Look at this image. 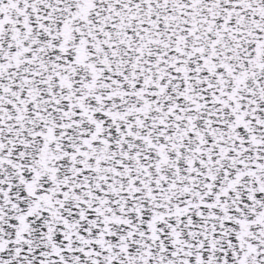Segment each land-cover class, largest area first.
<instances>
[{
    "label": "snow or ice",
    "instance_id": "6c2138e0",
    "mask_svg": "<svg viewBox=\"0 0 264 264\" xmlns=\"http://www.w3.org/2000/svg\"><path fill=\"white\" fill-rule=\"evenodd\" d=\"M0 264H264V0H0Z\"/></svg>",
    "mask_w": 264,
    "mask_h": 264
}]
</instances>
